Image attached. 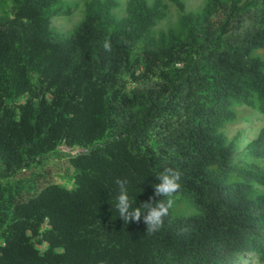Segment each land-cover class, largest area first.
Here are the masks:
<instances>
[{
	"label": "trees",
	"instance_id": "16d2710c",
	"mask_svg": "<svg viewBox=\"0 0 264 264\" xmlns=\"http://www.w3.org/2000/svg\"><path fill=\"white\" fill-rule=\"evenodd\" d=\"M4 0L0 14V264H264V126L240 158L224 129L264 115V0ZM80 149L74 154L58 148ZM54 155L69 187L45 167ZM181 173L163 227L125 224L156 174ZM163 197H155V201ZM44 246V249H39Z\"/></svg>",
	"mask_w": 264,
	"mask_h": 264
},
{
	"label": "rangeland",
	"instance_id": "374dc122",
	"mask_svg": "<svg viewBox=\"0 0 264 264\" xmlns=\"http://www.w3.org/2000/svg\"><path fill=\"white\" fill-rule=\"evenodd\" d=\"M85 0H65L67 4L74 7V12L70 16H59L51 20V28L58 31L64 36H68L72 29L82 20L83 18V3ZM120 4V7L115 10V14L119 17L124 15V5L127 0H117ZM152 0H147L148 3H151ZM168 5V14L167 17L161 21L158 26L154 29L155 31L163 30L168 27L174 26L179 12L175 7H173L167 0H164ZM185 6L184 12L196 11L201 8L205 0H182ZM4 0H0V14L5 8ZM253 56L264 58V51H258L253 53ZM238 112V121L232 125H229L224 129V135L227 141H234L236 143V148L234 151V157L240 158L241 152L244 150L248 142L253 140L259 130L264 126V115H261L257 112L251 111L247 108H239ZM60 153L74 154L80 149H69L64 146L58 148ZM261 168L264 169V161H256ZM45 167L51 166L55 169H58V173L54 174V180L66 187L71 185V182L64 178L62 172V163L54 155L48 156L44 160ZM39 249L43 250L44 246H39ZM244 260H239L236 264H258L257 259L253 256L248 258H243Z\"/></svg>",
	"mask_w": 264,
	"mask_h": 264
},
{
	"label": "clouds",
	"instance_id": "9594fccd",
	"mask_svg": "<svg viewBox=\"0 0 264 264\" xmlns=\"http://www.w3.org/2000/svg\"><path fill=\"white\" fill-rule=\"evenodd\" d=\"M155 179L159 182L152 186L154 196L150 197L149 201L144 202L140 207H134L131 203L126 187L127 181L121 179L115 181L119 188L115 197V210L118 212L119 217L125 224L133 221L139 223L143 219L147 234L156 233L163 227L165 218L169 216L170 210L174 208L176 195L181 188L179 183L181 173L170 167H165L162 171H159ZM155 197H163V199L153 202Z\"/></svg>",
	"mask_w": 264,
	"mask_h": 264
}]
</instances>
